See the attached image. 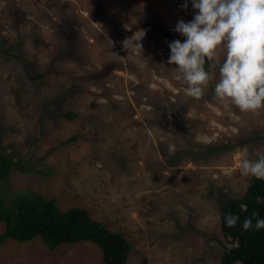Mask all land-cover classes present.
I'll use <instances>...</instances> for the list:
<instances>
[{
  "label": "rangeland",
  "instance_id": "rangeland-1",
  "mask_svg": "<svg viewBox=\"0 0 264 264\" xmlns=\"http://www.w3.org/2000/svg\"><path fill=\"white\" fill-rule=\"evenodd\" d=\"M196 14L192 0H0V200L85 208L130 242L127 264H220V205L247 189L241 157L264 154V110H225L218 68L200 100L186 95L168 45ZM139 30L140 54L123 48ZM0 264L103 261L91 242L35 237L0 243Z\"/></svg>",
  "mask_w": 264,
  "mask_h": 264
},
{
  "label": "clouds",
  "instance_id": "clouds-1",
  "mask_svg": "<svg viewBox=\"0 0 264 264\" xmlns=\"http://www.w3.org/2000/svg\"><path fill=\"white\" fill-rule=\"evenodd\" d=\"M192 7L197 10L193 20H180L175 27L186 39L168 45V64L175 66V79L187 85L186 95L200 100L218 68L213 98L225 110L235 106L241 112L258 114L264 110V0H192ZM145 35L146 30L133 33L121 42L123 48L140 54ZM175 150V145H168L169 155ZM239 171L245 178L264 180V154L256 159L242 156ZM258 216L253 212L246 218L243 230L264 229V219ZM238 220V215L228 214L226 226L232 228Z\"/></svg>",
  "mask_w": 264,
  "mask_h": 264
},
{
  "label": "trees",
  "instance_id": "trees-1",
  "mask_svg": "<svg viewBox=\"0 0 264 264\" xmlns=\"http://www.w3.org/2000/svg\"><path fill=\"white\" fill-rule=\"evenodd\" d=\"M72 116L67 114L66 118ZM6 161L1 155L0 180L7 175ZM220 210L224 222L228 214L239 216L236 226L224 231L229 244L223 246L220 264H264V229L257 231L253 227L244 231L242 228L243 221L251 218L253 212L259 213L258 219H264V180L251 177L244 195L222 202ZM0 221L5 224L0 243L6 239L21 242L38 237L52 250L61 244L91 242L100 248L103 264H127L132 249L122 233L91 218L85 208L72 206L61 210L55 199L41 194L11 198L8 205L0 200Z\"/></svg>",
  "mask_w": 264,
  "mask_h": 264
}]
</instances>
